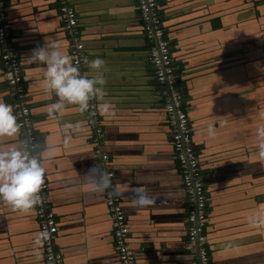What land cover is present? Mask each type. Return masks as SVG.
Here are the masks:
<instances>
[{
  "label": "crops",
  "instance_id": "crops-1",
  "mask_svg": "<svg viewBox=\"0 0 264 264\" xmlns=\"http://www.w3.org/2000/svg\"><path fill=\"white\" fill-rule=\"evenodd\" d=\"M67 1L75 9L77 37L88 59L105 62L100 70L82 67L83 74L103 76V100L111 105L108 114H99V147L92 142L89 117L76 106L48 116L56 98L45 91L42 66L27 59L44 38L70 55L58 0H4L49 184L45 198L57 221L53 247L62 264H119L104 191L95 183L106 169L114 173L137 264H191L197 253L186 247V195L172 126L135 0ZM157 3L201 164L211 263L264 264V228L248 221L264 214V160L257 155L256 134L264 125V0ZM5 72L0 61V100L12 105ZM69 123L74 129H65ZM18 137L19 132L0 137V149L15 146ZM97 149L108 154V162H101ZM37 233L35 208L15 212L0 202V264H46L42 244L34 243Z\"/></svg>",
  "mask_w": 264,
  "mask_h": 264
},
{
  "label": "built area",
  "instance_id": "built-area-1",
  "mask_svg": "<svg viewBox=\"0 0 264 264\" xmlns=\"http://www.w3.org/2000/svg\"><path fill=\"white\" fill-rule=\"evenodd\" d=\"M63 28L71 38L69 46L70 56L79 66L83 74V58L88 55L83 42L77 37V15L73 6L67 0H58ZM138 19L147 42L148 60L153 69L162 107L169 124L172 126L171 145L180 170V177L186 195V247L196 251L197 259L191 264H212L208 250L205 229L208 223L207 197L201 172V164L191 142V128L188 115L183 106L180 91L175 88L177 81V67L174 63L169 41L164 34L161 14L157 0H135ZM11 19L4 9V0H0V61L5 69V79L9 86L8 94L12 99L14 113L20 124L18 141H26L34 154L40 156V144L32 126L33 118L27 102V92L23 84L19 55L10 41ZM87 112L88 126L95 135L92 142L101 145L102 130L99 123V112L96 100L89 102ZM101 162H108V154L97 149ZM110 178V185L103 189L105 203L111 216L112 239L119 264H137V252L130 247L127 237L125 213L114 192L115 180L111 170L103 169ZM49 184L44 175L40 188V203L36 205L35 215L38 223V233L47 232L43 240L42 252L46 264H62V255L53 247V240L57 232V221L54 212L49 207L45 194Z\"/></svg>",
  "mask_w": 264,
  "mask_h": 264
},
{
  "label": "clouds",
  "instance_id": "clouds-1",
  "mask_svg": "<svg viewBox=\"0 0 264 264\" xmlns=\"http://www.w3.org/2000/svg\"><path fill=\"white\" fill-rule=\"evenodd\" d=\"M30 63L42 66V80L45 91L55 96L54 102L48 105L47 114L55 118L61 115L67 106H76L80 113L89 109V102L99 101L100 115L109 113L111 105L103 100L105 80L99 72L96 75L82 74L73 58L62 51L58 43L51 38H44L41 45L32 49L27 57ZM89 70H100L104 60L95 57L83 58ZM66 130L74 129L72 124H65ZM75 127H78L75 126ZM20 129L13 106L0 100V137H16ZM259 139L257 155L264 160V125L256 129ZM207 135H215L211 124L207 127ZM70 136H66L67 145ZM90 172L96 171L89 169ZM45 169L37 154H34L26 141H18L15 146L0 149V202L6 203L15 212L28 213L40 203V188L43 183ZM98 190L110 185L106 173L99 172L95 181ZM254 227L264 228V214L248 217ZM47 238V232L36 234L34 243L39 245Z\"/></svg>",
  "mask_w": 264,
  "mask_h": 264
},
{
  "label": "trees",
  "instance_id": "trees-1",
  "mask_svg": "<svg viewBox=\"0 0 264 264\" xmlns=\"http://www.w3.org/2000/svg\"><path fill=\"white\" fill-rule=\"evenodd\" d=\"M175 88H177V89H178V87H177V84H175Z\"/></svg>",
  "mask_w": 264,
  "mask_h": 264
}]
</instances>
